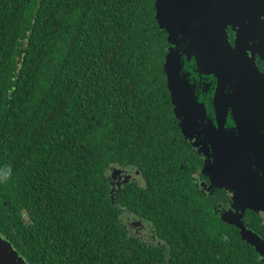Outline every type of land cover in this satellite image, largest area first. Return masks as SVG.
<instances>
[{
    "label": "trees",
    "instance_id": "1",
    "mask_svg": "<svg viewBox=\"0 0 264 264\" xmlns=\"http://www.w3.org/2000/svg\"><path fill=\"white\" fill-rule=\"evenodd\" d=\"M169 46L154 0H0V231L29 264H264L180 181L135 193L156 239L121 222L109 174L153 181Z\"/></svg>",
    "mask_w": 264,
    "mask_h": 264
},
{
    "label": "water",
    "instance_id": "2",
    "mask_svg": "<svg viewBox=\"0 0 264 264\" xmlns=\"http://www.w3.org/2000/svg\"><path fill=\"white\" fill-rule=\"evenodd\" d=\"M234 4L156 0V20L171 43L164 70L185 132L193 128L198 110L204 111L200 96L214 90L215 117L207 131L218 161L211 170L234 192L242 211L224 220L264 259V239L243 218L247 209L264 213V75L255 64L242 63L239 46L230 45L225 23L233 20ZM0 264H28L2 235Z\"/></svg>",
    "mask_w": 264,
    "mask_h": 264
},
{
    "label": "flooded vegetation",
    "instance_id": "3",
    "mask_svg": "<svg viewBox=\"0 0 264 264\" xmlns=\"http://www.w3.org/2000/svg\"><path fill=\"white\" fill-rule=\"evenodd\" d=\"M224 4L225 0H219V6ZM155 5L156 0H154L156 19ZM234 8L235 13L231 15L233 20L225 23L230 45L233 48L239 46L238 49L241 51L238 54L242 63L250 66L255 64L259 72L264 75V59L262 57L264 55V0H235ZM162 30L166 32L168 41L167 31ZM168 43L170 48L171 43L169 41ZM163 71L165 91L162 96L166 99L167 108L161 112L159 118L164 117L169 126H166L163 133L158 134L163 148L159 151L146 148L142 153V160L145 161L143 162L144 166L154 165L153 181L146 177L142 169H139L135 163L128 164L124 168L112 167L109 174L110 192L112 194L115 191L117 194L126 192L129 199L127 207L119 206L122 210L119 211L122 214L121 222L130 235H135L145 242L156 239L154 225L147 217L138 212V209H141V203H144V198L140 196L136 198L135 193L137 190H144L147 185H159V181H169L170 179L173 182L180 181L188 188L196 211L201 212L204 218L212 214L214 219L222 221L224 227L228 225L232 232L239 234V230L234 225H230L224 220L226 216H236L242 212L236 206L235 194L217 179L214 169L211 170V166H214L218 161L214 156L215 150L211 143V134L207 131L215 117L214 90L210 88L200 96L199 101L205 112L203 109H199L197 120H192L193 128L185 132L181 126L182 118H179L173 103L164 65ZM210 79H212L211 76ZM236 81H238V76ZM229 121L231 122V120ZM112 202L117 204L115 200ZM1 204L5 205L6 201L0 192V207ZM243 218L248 226L249 223H255L257 230H253L264 239V213L247 209ZM0 235L7 239L2 231H0ZM259 259L264 263L263 258Z\"/></svg>",
    "mask_w": 264,
    "mask_h": 264
}]
</instances>
